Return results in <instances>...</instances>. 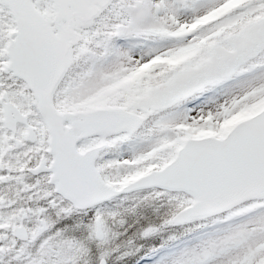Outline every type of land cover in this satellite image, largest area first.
<instances>
[{
	"label": "snow or ice",
	"instance_id": "snow-or-ice-1",
	"mask_svg": "<svg viewBox=\"0 0 264 264\" xmlns=\"http://www.w3.org/2000/svg\"><path fill=\"white\" fill-rule=\"evenodd\" d=\"M0 264H264V0H0Z\"/></svg>",
	"mask_w": 264,
	"mask_h": 264
}]
</instances>
